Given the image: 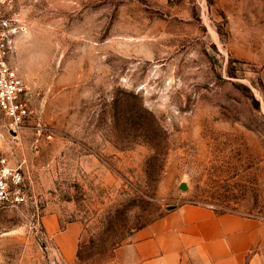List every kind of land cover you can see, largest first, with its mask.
<instances>
[{
    "label": "rangeland",
    "instance_id": "1",
    "mask_svg": "<svg viewBox=\"0 0 264 264\" xmlns=\"http://www.w3.org/2000/svg\"><path fill=\"white\" fill-rule=\"evenodd\" d=\"M32 91L0 156L27 202L0 209V264H54L42 217L82 223L102 264L184 203L264 219V0H7Z\"/></svg>",
    "mask_w": 264,
    "mask_h": 264
},
{
    "label": "crops",
    "instance_id": "2",
    "mask_svg": "<svg viewBox=\"0 0 264 264\" xmlns=\"http://www.w3.org/2000/svg\"><path fill=\"white\" fill-rule=\"evenodd\" d=\"M54 264H78L82 223L42 217ZM102 264H264V219L184 203L134 231Z\"/></svg>",
    "mask_w": 264,
    "mask_h": 264
},
{
    "label": "built area",
    "instance_id": "3",
    "mask_svg": "<svg viewBox=\"0 0 264 264\" xmlns=\"http://www.w3.org/2000/svg\"><path fill=\"white\" fill-rule=\"evenodd\" d=\"M0 0V111L13 128L22 129L32 117V91L12 64L14 36L19 31L18 20L1 5ZM26 175L23 165L12 166L7 158L0 156V209L26 203Z\"/></svg>",
    "mask_w": 264,
    "mask_h": 264
},
{
    "label": "trees",
    "instance_id": "4",
    "mask_svg": "<svg viewBox=\"0 0 264 264\" xmlns=\"http://www.w3.org/2000/svg\"><path fill=\"white\" fill-rule=\"evenodd\" d=\"M120 244H118V245H115V244H113V246H115V247H117V246H119Z\"/></svg>",
    "mask_w": 264,
    "mask_h": 264
}]
</instances>
